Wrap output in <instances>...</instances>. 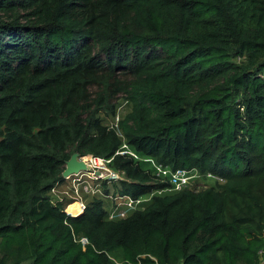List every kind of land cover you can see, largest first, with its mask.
Returning a JSON list of instances; mask_svg holds the SVG:
<instances>
[{"label": "trees", "instance_id": "16d2710c", "mask_svg": "<svg viewBox=\"0 0 264 264\" xmlns=\"http://www.w3.org/2000/svg\"><path fill=\"white\" fill-rule=\"evenodd\" d=\"M73 152L112 157V193L152 195L124 217L101 196L70 216L50 190ZM156 166L200 178L164 190ZM263 250L264 0H0V264H259Z\"/></svg>", "mask_w": 264, "mask_h": 264}, {"label": "built area", "instance_id": "2783aa9c", "mask_svg": "<svg viewBox=\"0 0 264 264\" xmlns=\"http://www.w3.org/2000/svg\"><path fill=\"white\" fill-rule=\"evenodd\" d=\"M118 114L115 120L118 119ZM126 150L125 145L122 146ZM130 151V149L128 150ZM133 156V152H129ZM78 160H82L86 164V169L78 171L77 173L64 176L61 182H57L50 190V201L52 203L62 202L65 198L72 199L78 204V213H71L70 215H76L83 212L85 209V196L101 195L111 199L112 208L109 211L108 218L115 219L124 217L128 209H133L137 204L143 200H148L152 195L142 198H131L129 196H121L117 193H105L103 189V181L114 183L115 180L123 179L124 173L117 171L111 166V158H104L100 156H94L91 154L80 155ZM156 173L163 178L167 177L168 181L161 179V182L171 184L170 187L164 190H180L183 186H186L189 181L200 175L195 169L187 170L184 168H177L175 170L156 166ZM208 176H210L208 174ZM70 180V185H65L64 182ZM82 244L87 243L86 238L81 239ZM260 263H264V250L260 252Z\"/></svg>", "mask_w": 264, "mask_h": 264}, {"label": "rangeland", "instance_id": "374dc122", "mask_svg": "<svg viewBox=\"0 0 264 264\" xmlns=\"http://www.w3.org/2000/svg\"><path fill=\"white\" fill-rule=\"evenodd\" d=\"M120 76V80H122V81H125V80H128V76H125V75H119ZM101 90V87L100 86H96V85H94V86H92V87H90V94H91V96L92 97H94L95 95H96V93H98L99 91ZM117 94V93H116ZM114 94V96H113V99H112V102H114V101H116V100H118V96L120 95V94ZM124 110H122V112H123ZM126 111V110H125ZM120 114V113H119ZM107 123L109 124V125H112V124H114L115 123V121L114 120H112V119H110V118H108L107 119ZM207 176H208V174H206ZM209 175H211V174H209ZM200 178V177H199ZM194 179H196V178H194ZM205 184L207 185V186H210L211 184H213L215 181H217L218 183H223V180L222 179H220V178H218V177H214V179L213 180H211L210 181V178H206L205 180ZM64 184L65 185H70V180H67V181H65L64 182ZM105 184V185H104ZM193 184H195L194 182H191V181H189L188 183H187V185H191V186H193ZM197 186L198 187H200L199 186V184H197ZM116 187V185H114L113 183H111V182H106V181H103V189H106L107 188V190L106 191H108L107 193H112V191H113V189ZM175 190H177V189H175ZM144 197H147V196H144ZM103 198H107V199H109L108 197H103ZM91 199V197H87V199L85 200L86 202H89V200ZM107 203H108V200H106V199H104ZM109 200H111V199H109ZM110 208H112V204L110 203ZM71 209H74V206H69L68 208H67V210H71ZM139 247H138V245L137 246H135V250L136 249H138ZM150 248H152V249H155V246L154 245H152L151 243H150ZM261 254V253H260ZM140 257H145V254H141L140 255ZM154 258V257H153ZM25 264H31L30 263V261H27V262H25Z\"/></svg>", "mask_w": 264, "mask_h": 264}, {"label": "water", "instance_id": "95a60500", "mask_svg": "<svg viewBox=\"0 0 264 264\" xmlns=\"http://www.w3.org/2000/svg\"><path fill=\"white\" fill-rule=\"evenodd\" d=\"M79 154L77 152H73L69 159L65 162V168L62 171V176H68L73 173H77L78 171L85 170L86 164L82 160H78Z\"/></svg>", "mask_w": 264, "mask_h": 264}, {"label": "clouds", "instance_id": "9594fccd", "mask_svg": "<svg viewBox=\"0 0 264 264\" xmlns=\"http://www.w3.org/2000/svg\"><path fill=\"white\" fill-rule=\"evenodd\" d=\"M80 156V155H79ZM64 168H65V166H64ZM64 168H63V170H64ZM61 176H62V172H61ZM64 176H62V178H63ZM194 180V179H193ZM192 180V181H193ZM114 184V183H113ZM106 190L104 189V192H105ZM105 193H107V192H105ZM94 196H97V197H99V196H101V195H94ZM87 197H93L92 195L91 196H85L84 197V200H86L87 199ZM102 198L104 197V196H101ZM71 201L65 206V211L69 214V211L67 210V208L71 205V204H73V203H76V202H74L72 199H70ZM86 201H85V205H86ZM86 207V206H85ZM84 211V210H83ZM82 213V212H81ZM80 213V214H81ZM70 215V214H69ZM79 214H76V215H70V216H78ZM111 220V219H110Z\"/></svg>", "mask_w": 264, "mask_h": 264}, {"label": "bare ground", "instance_id": "6f19581e", "mask_svg": "<svg viewBox=\"0 0 264 264\" xmlns=\"http://www.w3.org/2000/svg\"><path fill=\"white\" fill-rule=\"evenodd\" d=\"M70 206H74V209L68 210L71 213H78V204L77 203H73Z\"/></svg>", "mask_w": 264, "mask_h": 264}, {"label": "crops", "instance_id": "0c3cea01", "mask_svg": "<svg viewBox=\"0 0 264 264\" xmlns=\"http://www.w3.org/2000/svg\"><path fill=\"white\" fill-rule=\"evenodd\" d=\"M264 264V263H263Z\"/></svg>", "mask_w": 264, "mask_h": 264}]
</instances>
